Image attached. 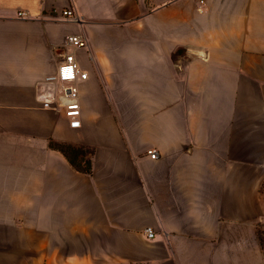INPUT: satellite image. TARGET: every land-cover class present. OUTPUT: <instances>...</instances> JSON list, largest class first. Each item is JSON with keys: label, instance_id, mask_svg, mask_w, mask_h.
Here are the masks:
<instances>
[{"label": "crops", "instance_id": "obj_1", "mask_svg": "<svg viewBox=\"0 0 264 264\" xmlns=\"http://www.w3.org/2000/svg\"><path fill=\"white\" fill-rule=\"evenodd\" d=\"M69 34L78 127L41 102ZM263 182L264 0H0V264H262Z\"/></svg>", "mask_w": 264, "mask_h": 264}, {"label": "built area", "instance_id": "obj_2", "mask_svg": "<svg viewBox=\"0 0 264 264\" xmlns=\"http://www.w3.org/2000/svg\"><path fill=\"white\" fill-rule=\"evenodd\" d=\"M197 1L199 4L205 3V0ZM17 15L27 17L28 12L25 10L18 11ZM61 16L71 20L77 19L73 9L70 7L62 10ZM86 46L87 42L83 36L80 34H69L66 38L56 73L45 77L47 86L43 91L42 105L52 109H56L59 106L62 107L71 127H78L80 125L81 105L78 84L87 78V72L81 69L73 50L85 48ZM147 154L152 159L158 157L156 149H148ZM145 232L148 237H154L151 227H147Z\"/></svg>", "mask_w": 264, "mask_h": 264}, {"label": "trees", "instance_id": "obj_3", "mask_svg": "<svg viewBox=\"0 0 264 264\" xmlns=\"http://www.w3.org/2000/svg\"><path fill=\"white\" fill-rule=\"evenodd\" d=\"M49 147L60 151L75 170L85 174L91 173L92 148L76 143L56 141L54 139H49Z\"/></svg>", "mask_w": 264, "mask_h": 264}, {"label": "rangeland", "instance_id": "obj_4", "mask_svg": "<svg viewBox=\"0 0 264 264\" xmlns=\"http://www.w3.org/2000/svg\"><path fill=\"white\" fill-rule=\"evenodd\" d=\"M262 188L264 191V182ZM235 226L249 227L252 229V232H250L249 235L236 236V237L241 240H244L245 242L250 241L251 244L255 243L262 253L263 256L262 264H264V214L254 215L253 217L250 218L249 222H245V221L237 222L235 220Z\"/></svg>", "mask_w": 264, "mask_h": 264}]
</instances>
